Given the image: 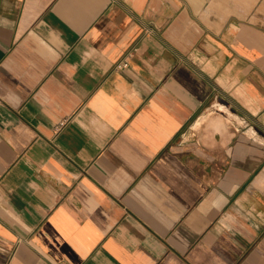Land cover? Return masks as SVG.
<instances>
[{"label":"crops","instance_id":"crops-1","mask_svg":"<svg viewBox=\"0 0 264 264\" xmlns=\"http://www.w3.org/2000/svg\"><path fill=\"white\" fill-rule=\"evenodd\" d=\"M0 264H264V0H0Z\"/></svg>","mask_w":264,"mask_h":264},{"label":"built area","instance_id":"built-area-1","mask_svg":"<svg viewBox=\"0 0 264 264\" xmlns=\"http://www.w3.org/2000/svg\"><path fill=\"white\" fill-rule=\"evenodd\" d=\"M127 58H128V56H126L120 62H118L116 65V69H120V70L127 69L129 67V62H128ZM61 125H62V123H60L59 126H61Z\"/></svg>","mask_w":264,"mask_h":264}]
</instances>
